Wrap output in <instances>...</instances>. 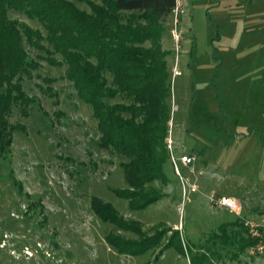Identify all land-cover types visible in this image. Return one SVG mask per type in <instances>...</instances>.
<instances>
[{
    "label": "rangeland",
    "instance_id": "374dc122",
    "mask_svg": "<svg viewBox=\"0 0 264 264\" xmlns=\"http://www.w3.org/2000/svg\"><path fill=\"white\" fill-rule=\"evenodd\" d=\"M71 1L90 12L84 1ZM180 1L177 42L174 15L162 24L171 84L168 125L175 155H196L192 171L178 168L197 190L183 200L181 179L167 157V183L148 187L163 197L130 210L115 192L125 189L120 163L126 159L99 147L97 122L65 79L66 66L50 65L45 51L24 43L39 66L20 78L32 99L26 115L13 104L7 117L25 130L14 131L10 151L0 155V264H264V253L255 251L264 241V0ZM8 18L46 34L23 13L8 10ZM105 78L111 85V76ZM211 196L234 198L239 209L216 208ZM93 197L123 221L138 223L141 233L104 223L91 209ZM247 222L259 227L261 238L249 234ZM168 228L179 231L181 248L168 244L170 232L139 256L120 254L107 241H139Z\"/></svg>",
    "mask_w": 264,
    "mask_h": 264
},
{
    "label": "trees",
    "instance_id": "16d2710c",
    "mask_svg": "<svg viewBox=\"0 0 264 264\" xmlns=\"http://www.w3.org/2000/svg\"><path fill=\"white\" fill-rule=\"evenodd\" d=\"M77 1H84L90 12L78 9L71 0H0V155L10 151L14 131L25 130L7 121L13 104L26 115L32 100L24 94L20 78L39 65L29 59L25 43L45 51L50 65L66 66L65 79L97 122L99 147L126 159L120 163L125 189L116 194L128 200L130 210H142L163 197L149 191L150 184L167 183L163 164L168 157L165 139L171 84L166 62L169 52L162 50V24L175 9L176 0ZM8 10L36 19L45 36L10 20ZM105 74L111 76V85ZM116 97L124 102H106ZM90 202L104 223L141 233L138 223L123 221L109 204L96 197ZM167 232L172 233L168 244L178 242L181 248L179 231L170 228L139 241L115 236H108L107 241L120 254L139 256L156 247ZM222 234L218 239L225 238ZM244 242L241 250L254 246L258 239Z\"/></svg>",
    "mask_w": 264,
    "mask_h": 264
},
{
    "label": "built area",
    "instance_id": "2783aa9c",
    "mask_svg": "<svg viewBox=\"0 0 264 264\" xmlns=\"http://www.w3.org/2000/svg\"><path fill=\"white\" fill-rule=\"evenodd\" d=\"M182 3L180 0H176V6L175 9L172 12V15H174L173 18V29L171 30L172 37L177 42L178 32H177V24H178V13H182ZM174 140L172 138V125H168V131L167 136L165 139V149L168 155V159L170 160V163L172 164L173 170L176 175H178L182 182V193H183V200L187 199V195L189 193H193L197 190V187L194 183H191L188 178H182L179 173L178 163L181 164V166L192 169L193 164L196 161V156L194 154H181L179 157H177L174 153ZM210 203L216 208H225L229 211L236 212L238 210L237 205L234 200L221 197V198H214L210 197ZM245 226L249 230V234L252 237L261 238L260 233H258L259 227L257 225H254L253 223L247 222L245 223ZM255 251L257 254H263L264 253V241L260 242L256 248Z\"/></svg>",
    "mask_w": 264,
    "mask_h": 264
},
{
    "label": "crops",
    "instance_id": "0c3cea01",
    "mask_svg": "<svg viewBox=\"0 0 264 264\" xmlns=\"http://www.w3.org/2000/svg\"><path fill=\"white\" fill-rule=\"evenodd\" d=\"M191 171H192V169H191ZM227 198L234 200V198H231V197H227ZM234 201H235V203H236V205H237V208L239 209V205H238V203L236 202V200H234ZM238 214H239V213H238Z\"/></svg>",
    "mask_w": 264,
    "mask_h": 264
}]
</instances>
